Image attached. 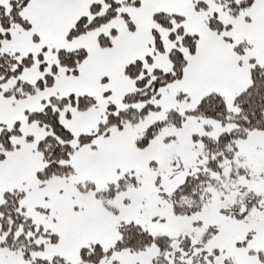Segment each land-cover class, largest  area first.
I'll use <instances>...</instances> for the list:
<instances>
[{
    "label": "snow or ice",
    "instance_id": "snow-or-ice-1",
    "mask_svg": "<svg viewBox=\"0 0 264 264\" xmlns=\"http://www.w3.org/2000/svg\"><path fill=\"white\" fill-rule=\"evenodd\" d=\"M0 264H264V0H0Z\"/></svg>",
    "mask_w": 264,
    "mask_h": 264
}]
</instances>
